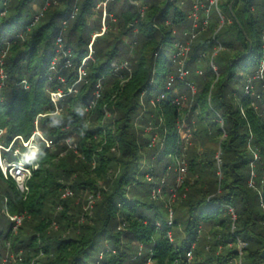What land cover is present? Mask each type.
<instances>
[{
    "label": "trees",
    "instance_id": "16d2710c",
    "mask_svg": "<svg viewBox=\"0 0 264 264\" xmlns=\"http://www.w3.org/2000/svg\"><path fill=\"white\" fill-rule=\"evenodd\" d=\"M98 1L78 0L69 19L73 0H0V145L12 143L0 155L31 169L26 196L0 170V264H264V78H255L264 63V0H226L233 20L199 34L188 74L169 88L186 15L169 2H144L140 15L127 0L107 4L106 29L75 84L100 30ZM63 20L71 65L59 58L53 71ZM124 62L129 71L119 68ZM56 91L63 96L53 103ZM32 136L31 157L23 142ZM176 159L186 165L182 182L161 187L166 202L151 198L157 181L171 171L176 178ZM65 189L73 195L62 198ZM172 189L177 208L168 202ZM4 210L26 215L16 234Z\"/></svg>",
    "mask_w": 264,
    "mask_h": 264
},
{
    "label": "built area",
    "instance_id": "2783aa9c",
    "mask_svg": "<svg viewBox=\"0 0 264 264\" xmlns=\"http://www.w3.org/2000/svg\"><path fill=\"white\" fill-rule=\"evenodd\" d=\"M73 1H74L73 9H72L71 14L69 16V19H72L77 12V1L78 0H73ZM111 1H115V0H99L94 7L95 12L100 11V13H101V15H100V30H99V32H95L91 37V41L88 45V49H89L88 56L82 61V64L78 68L77 80H76L75 84L82 81L84 79V77L86 76V72L83 68L84 61L87 58H90V54L92 52L91 43H92L93 39L96 36L103 34V32L106 29L105 19L108 15L106 9H107V4ZM189 1L191 2V5H190V9L188 11L187 20L189 21L190 25H189L187 30L182 32V34H181L182 39H180V41H177L174 44L175 53L173 55V63L176 66L177 74H176V76L169 75L167 77L166 88L171 87V85L175 79H183L188 74V70L185 67V61H186V58H187V56L191 50V45L194 42V40L199 36L200 33L204 32L208 28V25H209L208 13H209L210 7H213V6L215 7L216 12H217V16L219 19V28H217L216 31H214V34L222 27V25L225 22L224 16L222 15L221 10L219 9V2L221 0H189ZM127 2L129 5L136 8L139 11L140 15H142L144 13L145 6L143 4V0H127ZM47 4H48V1L45 3V6ZM183 4H184V2H182V1L179 2L180 6H182ZM45 6L37 12V14L34 17L33 23L35 21H37L39 16H41L42 11L45 8ZM199 11H202L204 13V16H202V18L198 17ZM66 23H67V20H63L61 22V31L58 33V35L55 38L56 53L58 55L55 56L51 60L50 67H49L50 70H53V71H55L57 68L59 58H62L61 66L63 68H68L71 65V63H70V51H69V49H66L64 47L63 37H62V32L65 29ZM262 38H264V30H262ZM219 49H221V46L218 42H216L215 52H217ZM215 52H214V54H215ZM4 55H5V52L2 53L1 57H3ZM121 67H125L129 71V68L127 67V64L125 62L119 66V68H121ZM212 68L215 70L214 66H212ZM255 78H260V79L264 78V63H262L260 65L259 72L255 76ZM0 79L1 80L4 79L2 68H0ZM57 79L61 82L64 81V79L60 76H58ZM1 85H2V83L0 84V86ZM22 85L24 88H27V83L25 80L22 81ZM97 87L100 88V85L97 84ZM68 90H69V92H71L72 87L69 88ZM191 91H192V93H194V88L192 86H191ZM94 95H95L94 96L95 99L98 98L99 89H97L95 91ZM62 96H63V94L61 93V91H56V92L50 93V98H51V101L53 103H56ZM162 97H163V95L160 96V98H162ZM184 99H185L184 96H180V97L178 96V97L174 98V102L176 104H180V102L183 101ZM93 106H94V100H91L89 105L87 107H85V110H88ZM1 133H2V131H0V134ZM182 133L183 132L180 129L181 138L184 139L185 141H187V138H184L182 136ZM35 134H37L41 139H43L42 136L38 132H35ZM185 134L188 135L189 133L186 131ZM32 141H33V136L31 137V139L28 142H23V145L29 149L31 157L37 151V148L33 144ZM156 143H157L156 136H152L150 138V141H149V147H154L156 145ZM11 145H12V143L8 147H3L0 145V150L2 149L5 151H10ZM12 152H13V155H17L18 151H17V149H13ZM256 158H257L256 155H254V159H256ZM32 168L35 169L36 165H33ZM0 170H1V173L4 177V179L11 178L14 181L16 190L19 191L23 196L27 195V193L29 191L28 186H27V180L31 176V169L30 168H28L20 160L8 161L0 155ZM175 171H176V178H175L176 179V185H179L182 182V180L185 176V173H186V165L182 159H176ZM252 176H253V172H251V177ZM146 179H147V181H150V182L152 181V177L150 175H146ZM164 182H165L164 178H161L160 184H163ZM249 185L252 186V180L251 179L249 180ZM174 193H175V191L173 190L172 193L169 195V199H168L169 205L173 201L172 198H174V195H175ZM160 194H161V186H154L151 189V192H150L151 198L156 199L159 197ZM72 195L73 194H72L71 190L65 189L63 191L61 197L67 198V197H71ZM93 198L94 197L92 195H88L86 197V205H84V207H83L84 211H87L91 208L93 200H94ZM4 202L6 203V199H4ZM3 212L11 223V233L16 234L19 226L22 224L26 215L23 213L11 215L8 212H6L5 210ZM168 217H169L168 225H170L172 223L171 207H168ZM52 228L53 229L56 228V225L54 223H52ZM167 236H168L169 240H171V235L169 232L167 233ZM8 257H10L11 259H14L12 257V255H9ZM186 257L188 259L191 258V250H189L186 253ZM6 262H7V257L3 260L2 264L6 263Z\"/></svg>",
    "mask_w": 264,
    "mask_h": 264
},
{
    "label": "rangeland",
    "instance_id": "374dc122",
    "mask_svg": "<svg viewBox=\"0 0 264 264\" xmlns=\"http://www.w3.org/2000/svg\"><path fill=\"white\" fill-rule=\"evenodd\" d=\"M180 1H182V2H185L186 4L181 8L183 11H184V13H185V15H186V20H187V15H188V11H189V9H190V5H191V2L189 1V0H143V3L145 2V3H147V5L148 4H154L157 8H162L163 6H165V4L167 3V2H169V4H170V6H169V9H170V11L172 10V7L176 4L177 6L179 5V2ZM226 2V0H221L220 2H219V9L221 10V12H222V15L224 16V19H225V26H224V28H226L227 26H228V22H230V20L232 19L233 20V18H232V15H231V13L229 12V10L228 11H226L225 10V8H224V3ZM144 3V4H145ZM169 11V12H170ZM202 16H204V13L202 12V11H199L198 12V17L199 18H202ZM95 19L97 18L96 16L94 17ZM208 18H209V25H208V30L210 31V30H214V31H216V29L217 28H219V19H218V16H217V12H216V9H215V7L213 6V7H210V9H209V13H208ZM96 21V20H95ZM178 34L180 35V33H179V31H178ZM181 36V35H180ZM165 50V49H164ZM166 51L167 52H169V58H171V56H172V54H173V47H169V48H166ZM204 62H202V61H200L199 63H198V65H199V67L201 68V69H204ZM203 68H202V67ZM206 68V67H205ZM189 106H190V104H189V101H185V102H183L182 103V109H186V108H189ZM179 126H181V127H185V123L183 122V123H180L179 124ZM185 130H187L186 128H185ZM148 131H150L149 130V128H146V132H145V135L147 136L148 135ZM182 136L184 137V138H187V144L188 145H190V144H193L192 142H191V140L189 141V134L187 135V134H183L182 133ZM174 170V169H173ZM185 177V176H184ZM174 178V176H173V171H171L170 173H168V176H165L164 177V180H165V182H166V184L165 185H162V184H160V181H157V183H158V186H161L164 190H166L167 188H168V186H170L171 187V185L173 184V181H174V183L176 184V179L174 180L173 179ZM145 190H146V188H145ZM172 190H174V189H172ZM171 194V193H170ZM76 198V197H75ZM176 195L174 196V198H172L173 199V204H172V207L174 208V206L177 208V205H176V203L178 204L179 203V201L180 200H178V202L177 201H175L176 200ZM77 199H79L80 201H82V198H76L75 200H77ZM158 200L160 199V200H163V201H165L166 202V200H165V197L162 195V194H160L159 195V197L157 198ZM171 202V203H172ZM145 252V251H144Z\"/></svg>",
    "mask_w": 264,
    "mask_h": 264
},
{
    "label": "crops",
    "instance_id": "0c3cea01",
    "mask_svg": "<svg viewBox=\"0 0 264 264\" xmlns=\"http://www.w3.org/2000/svg\"><path fill=\"white\" fill-rule=\"evenodd\" d=\"M185 4H186V3L184 2V4H183L182 6H180V5H178V6H179L180 8H182ZM189 25H190V24H189V21L187 20V21H186V25H185L186 27H182L181 30H180V32H179L180 35L182 34L183 31H185V30L188 29ZM175 33H176V32H175ZM176 34L178 35V37H179L180 39H182V36H180V35L178 34V32H177Z\"/></svg>",
    "mask_w": 264,
    "mask_h": 264
}]
</instances>
